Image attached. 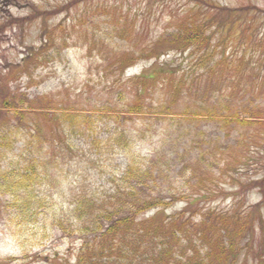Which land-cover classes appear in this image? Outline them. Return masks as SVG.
Listing matches in <instances>:
<instances>
[{
	"label": "rangeland",
	"instance_id": "rangeland-1",
	"mask_svg": "<svg viewBox=\"0 0 264 264\" xmlns=\"http://www.w3.org/2000/svg\"><path fill=\"white\" fill-rule=\"evenodd\" d=\"M197 1L0 0L1 81L9 71L7 68H11L9 64L17 63L22 67V58L27 53L36 54L37 48L44 46L45 55L41 64H37V60L26 65L15 77H7L9 89L6 86L3 90L24 95L27 99L37 98L33 100L35 107L48 103L53 110L65 108L87 113L94 130L86 137L112 135L116 129L126 134L129 145L128 149L117 147L114 151L118 153L114 152V155L107 151L110 161H106L104 153L101 159L96 150L85 151L90 155V161L76 154L65 167L54 173L52 179L55 181L40 190L43 206L33 211L36 215L19 213L13 207L6 209L0 202V264H74L80 240L65 235V231L51 225V221L62 213L67 214L70 197L75 193L86 194L91 189L101 191L104 186L109 188L104 171L118 174L127 159L135 157L140 161L152 158L155 152L159 153L158 162L162 168L169 169L170 186L164 195L175 197L164 216L169 218L180 213L185 208V200L191 202L206 195L205 200L195 201L192 212L198 215L202 210L216 208L222 213L237 214L246 222L249 220L256 228L254 239L248 233L240 237L236 260L238 264L258 263L262 242L259 219L264 222V196L260 193L261 190L264 192V186L260 184L264 178V118L233 130L228 126L230 124L214 126L212 121L200 120L196 127L197 131L201 129L197 136L199 145L193 141L197 147L194 155L199 156L206 149L210 137L213 144L224 149L222 156L205 157L208 158L205 160L207 165L214 163L209 168L206 187L202 189L195 185L196 177L190 168L183 170L181 159L176 160L170 151L175 146L176 136L183 133L175 127V121L182 115L169 114L166 106L173 111L176 105L192 106L202 98L226 96L235 103H252L264 109V0H205L212 5L233 8H249L254 4L252 11L235 13L223 22V27L229 28L228 34L214 36L212 47H217L207 65L216 64L223 52L227 66L216 67L211 73L207 66L196 64L199 54L195 55L193 49L181 57L174 52L162 56L159 63L172 60V68L184 74L183 80L193 75L192 80L198 81V87L194 83L187 88L182 81L183 90L176 99L168 86L155 83L143 100V113L127 115L120 112L121 106L134 101L130 77L139 75L153 64V60L145 61L139 51L161 35L172 33L193 9L199 7L200 12L204 11L206 5ZM226 15L220 16L226 18ZM221 38L225 40L219 44ZM127 52L138 55L139 61L124 68L125 77L118 78L117 55ZM241 61L247 64H239ZM177 83L178 78L174 79L173 85ZM225 134L230 135L226 138ZM234 161L239 162L238 171L220 174L225 163ZM108 162L111 163L109 168L106 167ZM101 163L105 166L103 169ZM205 171L203 168L202 173ZM162 189L165 191V187ZM10 197L3 198L8 201ZM31 215L37 218L31 221ZM198 221L195 217L194 223Z\"/></svg>",
	"mask_w": 264,
	"mask_h": 264
},
{
	"label": "trees",
	"instance_id": "trees-1",
	"mask_svg": "<svg viewBox=\"0 0 264 264\" xmlns=\"http://www.w3.org/2000/svg\"><path fill=\"white\" fill-rule=\"evenodd\" d=\"M197 2L206 5L204 11L200 12L199 7L193 9L183 17L172 33L161 35L139 51L145 61L153 60V64L139 75L130 77L129 85L133 89L134 101L130 105L121 106L120 112L127 115L143 113V100L149 90L156 86L155 83L168 86L169 92L176 99L183 90V83L188 85L187 88H191L194 83L198 87V81L192 80L193 75L189 78L187 76L188 81L183 80L184 74L172 68V60L158 62L162 56L174 52L181 57L184 52L193 49L195 55L199 54L196 64L208 67L209 59L217 47H211L213 36L217 30H220L217 33L225 32L224 29L221 30L225 26L223 22L233 13L229 8L210 6L205 0ZM220 15H226V18ZM224 40L221 39L219 44ZM36 52L31 55L27 53L22 58V67L17 63L9 64L11 68H7L9 71L5 72L4 79H0V202L6 209L13 207L19 213L42 208L40 190L43 186L52 184L55 181L52 179L54 173L65 167L66 162L76 154L87 157L90 161L92 159L86 153L87 150H96L101 159L105 154L106 161H110L107 151L114 155V152L118 153L114 151L117 147H129L126 134L116 129L112 135L86 137L94 130L93 121L87 113L65 108L53 110L48 103L35 107L33 100L37 98L27 99L24 95L17 96L14 92L3 90L8 84L7 77L13 78L26 65L30 66L37 60V64H41L45 60L44 46L37 48ZM137 56L129 52L117 55L118 78L123 79V71L139 61L140 57ZM226 63V59L219 58L216 64L207 69L213 73L214 68H224ZM239 64H243L242 61ZM176 78L178 83L173 85ZM7 88L9 89L8 86ZM210 100L212 99L202 98L192 106L176 105L173 111L166 106L169 114L173 112L174 115H182L175 123L183 133L176 136L175 146L170 151L176 160L181 159L183 170L190 168L189 171L196 177L195 185L202 189L206 187L209 168L214 163L213 161L211 165H207L208 158L205 157L211 158L217 154L222 156L224 149L220 148L219 153L220 145L213 144L214 140L210 137V144H207L206 149L199 156L194 155L196 146L199 145L197 136L201 131L196 130L198 119L235 123L228 125L233 130L251 124L245 118L242 119L243 115L250 120L264 117L261 111L259 114L251 107L246 109L233 102L232 98L220 97L209 103ZM147 108L150 109L148 106ZM220 127L225 128L224 125ZM229 135L225 134V137ZM50 138L52 141H47ZM159 157V153L155 152L152 158L140 161L135 157L127 159L118 174L103 172L109 188L104 186L101 191L91 189L86 194L77 192L70 197L67 214L62 211L61 216L51 221V225H57L60 230L65 231V235L80 240L74 264H238V240L246 233L254 239L256 228L249 220L246 222L237 214L222 213L216 208L200 210L201 214L198 215L192 212L191 206H194L195 201L205 200L206 195L198 196L191 202L187 199L185 208L180 213L169 218L164 216L175 197L171 194L164 195L170 186L169 169L162 168L158 162ZM237 163L239 162L225 163L219 170L220 174L235 173L239 170ZM101 164L100 168L103 169L105 166ZM110 164L108 162L106 167L109 168ZM203 168L206 169L204 174ZM260 184L264 186V178ZM164 187L165 191L162 189ZM260 193L264 196L262 190ZM9 195L10 199L5 201L3 197ZM148 213L152 214L147 215ZM195 217L199 218L197 223H194ZM36 218L31 215L29 219L32 221ZM258 227L262 242L257 264H264V222L261 219Z\"/></svg>",
	"mask_w": 264,
	"mask_h": 264
}]
</instances>
